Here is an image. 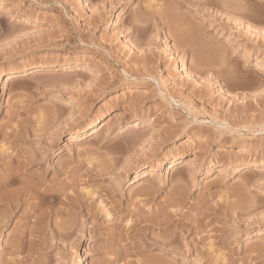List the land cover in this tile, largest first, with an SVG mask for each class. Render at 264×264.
<instances>
[{"label": "rangeland", "instance_id": "1", "mask_svg": "<svg viewBox=\"0 0 264 264\" xmlns=\"http://www.w3.org/2000/svg\"><path fill=\"white\" fill-rule=\"evenodd\" d=\"M193 1L0 0V264H264V0Z\"/></svg>", "mask_w": 264, "mask_h": 264}, {"label": "bare ground", "instance_id": "2", "mask_svg": "<svg viewBox=\"0 0 264 264\" xmlns=\"http://www.w3.org/2000/svg\"><path fill=\"white\" fill-rule=\"evenodd\" d=\"M193 1V0H192ZM192 1H188L187 0V3H191L192 4ZM200 1V0H199ZM195 3H197V2H195ZM193 4H194V1H193ZM192 4V5H193ZM199 4H201L200 6H201V8L203 9V8H210V5L212 4V2H208V1H204V0H201L200 2H199ZM198 4V5H199ZM195 5V4H194ZM213 5V4H212ZM214 6H215V4H214ZM199 14H200V12H198ZM181 16V15H180ZM179 16V17H180ZM194 17L195 16H193L192 17V19H186V20H183V21H180V23H179V21H178V23H179V25L182 27H180L181 28V30L182 29H184V30H188V29H193V31H194V29H196V28H193V27H195V25L193 24L195 21V19H196V17H195V19H194ZM183 18H185V17H183ZM187 18V17H186ZM181 20V19H180ZM176 21H177V19H176ZM194 21V22H193ZM178 23H176V24H178ZM194 25V26H193ZM176 26H178V25H176ZM198 27V26H197ZM179 28V29H180ZM181 30H180V32H181ZM177 31H179V30H177ZM190 31V30H189ZM189 31H187V32H189ZM198 31H200V30H198ZM186 32V31H185ZM204 32V31H203ZM192 33V32H191ZM179 34V33H178ZM186 34V33H185ZM193 34H194V32H193ZM174 35V34H173ZM190 35V34H189ZM200 35V37H199V40L194 36L193 37V40H191V41H189V42H187V41H185L184 42V40H183V42H181V40L180 41H177V40H179L178 38H176L175 36L173 37V38H176L177 40V45H180L179 43L181 42L182 43V46H183V44H184V46H186L187 44H188V46H189V48H190V45L192 46V47H199L201 44H203V42H205L204 41V35L202 36L201 34H199ZM198 35V36H199ZM179 36H180V34H179ZM182 36V35H181ZM187 36V38H188V34L186 35ZM193 36V35H192ZM203 38H202V37ZM169 37V36H168ZM184 37V36H183ZM196 38V39H195ZM200 38H202V39H200ZM188 40H189V38H188ZM187 42V44L185 45V43ZM206 43V42H205ZM188 46H186V47H188ZM203 47H205L204 45H202ZM185 47V48H186ZM202 47V48H203ZM207 47V46H206ZM183 48V47H182ZM196 48V49H197ZM200 48V49H199ZM198 49L199 50H201L202 48H201V46L199 47ZM195 49V50H196ZM197 49V50H198ZM172 51L173 52H175L173 49H172ZM204 51H205V49H204ZM195 52V51H194ZM197 52V51H196ZM211 52V51H210ZM210 52H208V53H210ZM207 53V54H208ZM172 55H174V53L172 54ZM196 55V54H195ZM198 55H200V54H198ZM197 55V56H198ZM210 55V54H209ZM203 56V55H202ZM201 56V57H202ZM212 56V55H211ZM214 56V55H213ZM196 56H194V58H195ZM206 57V56H205ZM210 57V56H209ZM208 58V57H207ZM196 61V60H195ZM197 61H198V58H197ZM206 61H207V59H206ZM258 66H260V67H263L264 66V60H258ZM190 67H188V69H189ZM191 69V68H190ZM192 70V69H191ZM37 71H35V72H32V73H36ZM31 72H29V71H23V72H21L18 76L19 77H24V76H27V74H30ZM11 76V78H15V76L16 75H10ZM175 165H176V163H175ZM174 165V166H175ZM172 168H174V167H172ZM9 175H8V177L6 178L7 180H8V185L7 186H11V185H14L15 183H16V181H17V177L15 178L14 177V179H11V176H10V174L11 173H8ZM13 177V176H12ZM28 179V178H27ZM4 180H5V177H4ZM3 180V181H4ZM29 180V191H28V193H25L24 194V198L27 200V199H32V200H34V201H38L39 199H41L42 197H43V199H41L40 200V203H39V201H38V205L36 206V203H35V207H37L36 209H40L39 207H41V206H45L46 204H50V203H54L56 200H57V198L58 197H56L54 194H53V191H50V190H48V191H45V192H43V193H40V191H39V189H40V187H41V185H40V183H37V182H35L34 180H30V179H28ZM18 182V181H17ZM56 192V191H55ZM43 200V201H42ZM42 209V208H41ZM35 210V209H34ZM107 217H110L109 216V214H107L106 215ZM169 220V219H168ZM142 221V220H141ZM143 223V222H142ZM171 223V222H170ZM139 224H140V221H139ZM165 224H169V222L167 221H165V222H163V223H161V222H155V221H152V224L151 225H153V227L154 228H160V227H163V225H165ZM171 226H172V224H171ZM170 226V227H171ZM155 238V237H154ZM157 238V237H156ZM155 240V243H154V245H156V246H159V247H162V246H164L165 247V251H167V249L166 248H168V246H170L173 242L171 241V239L170 238H161V239H154ZM175 243V242H174ZM173 243V244H174ZM172 244V245H173ZM171 245V246H172ZM163 248V247H162Z\"/></svg>", "mask_w": 264, "mask_h": 264}]
</instances>
